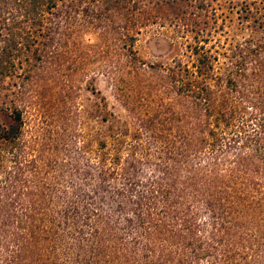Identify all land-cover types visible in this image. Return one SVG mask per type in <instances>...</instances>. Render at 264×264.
<instances>
[{
	"label": "trees",
	"instance_id": "obj_1",
	"mask_svg": "<svg viewBox=\"0 0 264 264\" xmlns=\"http://www.w3.org/2000/svg\"><path fill=\"white\" fill-rule=\"evenodd\" d=\"M60 6L78 9L141 65L134 45L143 28L169 24L184 34V57L148 66L174 91L172 120L144 124L149 144L140 129L111 126L89 169L76 163L88 180L72 186L77 199L64 192L59 218L60 190L28 153L14 101L13 124L0 123V264H75L61 258L65 246L77 264H264V60L256 54L249 68L247 57L264 41L222 43L224 24L199 21L201 12L217 15V0H0V90L18 87L19 101L51 53ZM238 9L242 21H264V0ZM85 189L99 197L95 206Z\"/></svg>",
	"mask_w": 264,
	"mask_h": 264
},
{
	"label": "rangeland",
	"instance_id": "obj_2",
	"mask_svg": "<svg viewBox=\"0 0 264 264\" xmlns=\"http://www.w3.org/2000/svg\"><path fill=\"white\" fill-rule=\"evenodd\" d=\"M242 1L217 0L220 6L217 15L206 16L201 12L199 21L207 22L203 24L208 28L224 24L227 33L221 36L222 43L245 45L252 41L256 45L264 41V21H255L254 17L240 20L238 8ZM57 13L61 18L49 47L51 53L47 61L41 63L44 66L39 65L38 72L33 78L30 76L31 80L27 76L25 98L19 101L18 87L8 82L0 90V123L10 127L13 106H22L27 121L26 138L30 143L27 151L36 155V160L51 178L50 183L60 190L53 209L55 216L60 218L68 202L63 201L64 192L77 199L72 186L88 180L86 172L75 168L76 163L89 169L99 141L102 138L112 140L108 133L111 126H115L116 134L119 127L127 129L128 135L140 129L142 140L149 144L153 142L152 134L144 124L152 120H172L170 104H174V91L161 80L162 72L148 66L159 67L184 57L187 40L177 27L169 24L143 28L134 45L140 60L147 64L141 65L131 62L122 49L106 44L102 30L87 22L78 9L76 13L74 8L60 6ZM254 45L252 48L256 49ZM57 49L62 53L60 56H56ZM263 50L247 55L249 68L255 67L256 54L264 60ZM219 58L217 67L223 72L228 60L222 55ZM149 146L150 153L155 156L157 147ZM127 151L124 150V154ZM85 190L86 204L95 206L99 197L92 190ZM60 253L67 262L77 264L67 246Z\"/></svg>",
	"mask_w": 264,
	"mask_h": 264
}]
</instances>
